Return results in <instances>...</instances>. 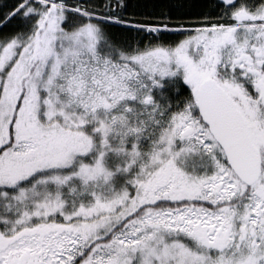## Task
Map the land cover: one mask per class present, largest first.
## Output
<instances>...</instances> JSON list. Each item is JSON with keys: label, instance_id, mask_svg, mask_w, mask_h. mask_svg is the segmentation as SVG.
<instances>
[{"label": "snow or ice", "instance_id": "snow-or-ice-1", "mask_svg": "<svg viewBox=\"0 0 264 264\" xmlns=\"http://www.w3.org/2000/svg\"><path fill=\"white\" fill-rule=\"evenodd\" d=\"M0 264H264V0H0Z\"/></svg>", "mask_w": 264, "mask_h": 264}]
</instances>
